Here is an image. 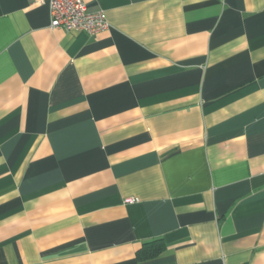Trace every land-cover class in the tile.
Wrapping results in <instances>:
<instances>
[{"label":"crops","instance_id":"crops-1","mask_svg":"<svg viewBox=\"0 0 264 264\" xmlns=\"http://www.w3.org/2000/svg\"><path fill=\"white\" fill-rule=\"evenodd\" d=\"M85 2L0 0V264H264V0Z\"/></svg>","mask_w":264,"mask_h":264},{"label":"built area","instance_id":"built-area-1","mask_svg":"<svg viewBox=\"0 0 264 264\" xmlns=\"http://www.w3.org/2000/svg\"><path fill=\"white\" fill-rule=\"evenodd\" d=\"M50 27L94 35L107 28L101 12H89L85 0H46ZM132 202L133 200H127Z\"/></svg>","mask_w":264,"mask_h":264},{"label":"trees","instance_id":"trees-1","mask_svg":"<svg viewBox=\"0 0 264 264\" xmlns=\"http://www.w3.org/2000/svg\"><path fill=\"white\" fill-rule=\"evenodd\" d=\"M164 249V245L160 241H152L144 244L143 249L138 253L139 260L152 259L158 256Z\"/></svg>","mask_w":264,"mask_h":264}]
</instances>
